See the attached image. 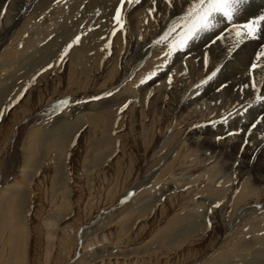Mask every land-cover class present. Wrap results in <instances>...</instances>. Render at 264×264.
Returning a JSON list of instances; mask_svg holds the SVG:
<instances>
[{
  "label": "rangeland",
  "instance_id": "obj_1",
  "mask_svg": "<svg viewBox=\"0 0 264 264\" xmlns=\"http://www.w3.org/2000/svg\"><path fill=\"white\" fill-rule=\"evenodd\" d=\"M172 3L112 35L120 0H0V264H264V109L193 58L216 36L165 55Z\"/></svg>",
  "mask_w": 264,
  "mask_h": 264
},
{
  "label": "snow or ice",
  "instance_id": "obj_2",
  "mask_svg": "<svg viewBox=\"0 0 264 264\" xmlns=\"http://www.w3.org/2000/svg\"><path fill=\"white\" fill-rule=\"evenodd\" d=\"M139 2L140 0H120V6L116 8L113 17L115 26L112 35H116V32L122 30L124 27L122 9L126 5H132ZM247 4L248 0H190L189 6L185 10L184 15L180 18L182 23L174 24L160 37L157 43L165 42L177 28L180 29L177 37L168 42V52L165 55L170 58L175 52L183 51V49L188 46L189 42L199 38L202 33L212 31L219 23L226 22V27L230 25L229 34L234 37V42L229 49V54H234L246 41H254L258 38L264 37V13L253 16L247 19L244 23L236 22L238 17L243 14ZM154 10V8L150 9V14ZM0 15H2V13H0ZM79 39V37H76L72 43L65 48L64 52L61 54V59L64 58L68 49L71 48L73 44L79 42ZM221 39L222 35H217L211 43L215 44ZM105 47H108V45H105ZM204 63L207 66V54L205 55ZM49 67H51V65H49ZM257 69L261 72L259 77L254 75ZM219 70L220 69L213 71L211 75L208 76L207 80H211L215 77ZM155 74L156 73L153 72L145 79H150L151 76H154ZM248 76L251 78V82L250 84H244L241 90L251 87L252 90L257 93L255 97L256 101L264 103V94H260L261 89L258 87V85H264V48L256 53L255 59L250 63ZM207 80L202 81L201 83H207ZM144 82L145 80H141V83ZM169 83H171V77H169ZM62 103L67 104V101H63ZM124 107H127V104ZM121 111H123V108ZM261 122L262 121L257 120L252 127L255 128L256 124ZM216 206L218 207L219 205Z\"/></svg>",
  "mask_w": 264,
  "mask_h": 264
},
{
  "label": "bare ground",
  "instance_id": "obj_3",
  "mask_svg": "<svg viewBox=\"0 0 264 264\" xmlns=\"http://www.w3.org/2000/svg\"><path fill=\"white\" fill-rule=\"evenodd\" d=\"M181 1H182V3H181ZM181 1L180 0H173V3H172L173 9L171 11H174L177 14L180 12L179 10L181 8H184L186 5L188 6V3L190 2V0H181ZM262 13H264V0H248L247 7L244 9L243 14L238 17L236 22L237 23H244L247 19H249L253 16H256V15L262 14ZM5 25H6V23L4 24L3 28L6 27ZM229 28H230V25H228V27H226V22H221L212 31L204 33L205 35L203 38L204 42H202L203 44L207 43V42L210 43L209 41H211V39H213V37L217 36L218 34L222 35V39L217 41L215 44L208 45L207 47L205 45L206 48L204 47V50L197 52L196 54H198V55L194 54L193 58H195L197 56L200 59V64H201V63H203L202 60L204 61L205 55L207 54L208 64L210 63L213 66L215 65V63L220 62L224 58H227L228 57L227 54H229V49L232 47L233 42H234V37L229 34ZM202 34L200 35L199 38H202ZM262 48H264V37L258 38L257 40H254V41H246L244 43V45L239 48V50H237L234 54L229 55V56L234 58V60L231 62V64L229 63L230 65H228V69H226L229 71L222 72V71H224V69H222V71H220V74H219L220 78L217 77L219 79L217 82L219 85H221L222 83H225V82L228 83L224 87L223 94L224 93L225 94L227 93L228 95L230 94L229 96L234 95L236 102H238L237 100L242 101V100H244V98H248L250 95L256 94L252 90L251 87L243 89V90H241V89H242L244 84H250L251 78L248 76V73H246V69L248 67L249 61L252 62L255 59L256 53L259 52ZM206 51H207V53L204 54L203 52H206ZM224 61H225V59H224ZM210 74H211V71H210ZM237 75H238V77H237ZM254 75L259 77L261 75L260 70L257 69V71ZM210 86L212 87L213 85H210ZM258 87H260V89H261L260 94H264V85H258ZM230 98H232V97H230ZM260 106H261L262 111H263L264 103H260ZM194 143L197 144L196 141ZM199 145H203L205 147H210L211 145L212 146L220 145L219 147H221L223 149H224V147H226V145H224V144H220V143L216 144L215 140H212L209 137H208V139H204L201 143H199ZM227 145H228V143H227ZM249 146L250 145H248L246 147V150L243 153L244 155H246V153L248 152ZM229 147L230 148L232 147L231 148L232 150L237 149V146L235 147L234 145L229 146ZM234 152L237 153V151H234ZM228 155H231V153L229 152ZM263 158H261V159L263 160ZM261 159H258V161ZM233 166H231V167H233ZM237 168L240 169L241 167L237 165ZM255 178H256L257 182L260 183V185H264V161H263V163L262 162L257 163V168L255 169Z\"/></svg>",
  "mask_w": 264,
  "mask_h": 264
}]
</instances>
